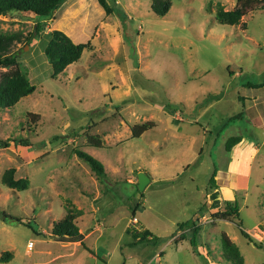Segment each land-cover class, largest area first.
Returning a JSON list of instances; mask_svg holds the SVG:
<instances>
[{
    "label": "rangeland",
    "instance_id": "obj_1",
    "mask_svg": "<svg viewBox=\"0 0 264 264\" xmlns=\"http://www.w3.org/2000/svg\"><path fill=\"white\" fill-rule=\"evenodd\" d=\"M107 1L112 14L98 0H65L47 21L0 15V32L20 36L12 69L36 85L0 109V141L11 140L0 147V264H232L223 257V233L244 264H264V5L252 4L233 26L219 23L216 11L238 0H171L164 16L152 0ZM55 29L90 47L54 78L45 47ZM149 121L150 130L132 136L133 125ZM238 135L242 141L227 151ZM76 148L104 164L105 179ZM12 167L16 178H29L27 189L2 183ZM215 170L222 197L238 196L239 220L226 214L224 200H209ZM141 171L153 179L143 191ZM70 209L83 211L75 220L83 236L52 237ZM13 217L20 222L8 223ZM138 220L158 240L133 243L126 230ZM195 225L197 252L179 237ZM5 251L11 257L3 259Z\"/></svg>",
    "mask_w": 264,
    "mask_h": 264
},
{
    "label": "trees",
    "instance_id": "obj_2",
    "mask_svg": "<svg viewBox=\"0 0 264 264\" xmlns=\"http://www.w3.org/2000/svg\"><path fill=\"white\" fill-rule=\"evenodd\" d=\"M64 1L65 0H0V15H8L13 11H20L23 13H31L35 16H39L43 20L44 18L46 19L52 16L55 10ZM98 2L104 8L107 14H112L114 12L115 9L109 4L107 0H98ZM254 3H262L264 5V0H238L237 5L231 10H226L223 5H219L216 11V19L221 24L233 26L238 25L242 17L246 14L247 10ZM171 5V0H152L151 9L157 15L164 16L169 12ZM119 13L123 15L125 12ZM40 31V27L37 26L36 34H38ZM46 34L47 40H49L45 47V54L52 66V77L54 78L64 73L68 66L78 62L82 58L83 52L90 47V43H75L68 34L59 29L52 30ZM19 41V34L0 32V70L1 68H10V70L7 72L0 73V109L10 108L16 105L23 97L31 94L36 89V85L30 82L28 76L24 72L18 68L12 69L18 64V55L13 50V48L15 43ZM244 114V111H241L231 116L228 118L225 126L237 119H241ZM30 115L35 119L39 118L38 114L30 113ZM153 126V122L150 121L143 124L133 125L132 136L140 137ZM12 141L25 147H31L33 145L27 139H14ZM241 141L242 137L240 135L229 138L225 147L226 150L230 151L233 146L237 145ZM10 142L11 140H6L4 142L1 141L2 146L5 147H10ZM90 143L96 147L102 146L101 141L95 139L94 137H91ZM75 153L80 159L84 160L90 166L99 180L106 178L107 173L102 162L79 148H76ZM15 173L16 169L14 167L5 170L2 176V183L15 190L27 189L30 184L29 178H16ZM216 176L217 170L214 171L212 177L210 178L207 189L208 194L220 188V185L217 183ZM224 203L226 206V214L231 215L233 219L239 220L240 206L238 196L234 193L233 199H224ZM82 214L83 211L81 209H76V214L72 209H70L64 218L53 224L51 236L61 239L78 238L80 235V228L75 220ZM135 217L136 210H133V219ZM238 226L242 235L252 241L251 235L242 228L241 222H238ZM183 227H185V224H182L180 229L183 230ZM199 229L200 227H197L196 225L194 229H191L193 234L192 237H190V243L195 252H197L198 242L196 235ZM126 232L133 236V243L158 240V237L154 235L149 229L143 227L139 220L137 223L132 222V225L127 228ZM187 233L188 232L181 233L179 237L182 240H185L188 238ZM222 249L223 257L226 261L231 262L232 264H244V257L241 254L239 247L225 233L222 234ZM162 254L163 252H161V255ZM11 255L12 253L10 251H5L2 254V258L4 259L5 256L11 257Z\"/></svg>",
    "mask_w": 264,
    "mask_h": 264
},
{
    "label": "crops",
    "instance_id": "obj_3",
    "mask_svg": "<svg viewBox=\"0 0 264 264\" xmlns=\"http://www.w3.org/2000/svg\"><path fill=\"white\" fill-rule=\"evenodd\" d=\"M67 10V9H66ZM58 11V10H57ZM44 21H47L48 19H43ZM71 66V65H70ZM70 66H68L67 68H69ZM67 70V69H66ZM65 70V71H66ZM236 172L237 171H235L234 172V179H235V175H236ZM150 176V175H149ZM150 178H151V181L153 180L152 179V177L150 176ZM218 183V182H217ZM235 184H237L236 183V181L234 180V183H233V185H235ZM233 188H234V190H236L235 189V187L233 186ZM208 195H210V197H209V200H211V197H212V200H211V204H213V205H217V206H221L222 205V202H223V200H224V198L222 197V195H221V188H218V189H216V190H214L212 193H210V194H208ZM210 202V201H209ZM81 216V215H80ZM79 217V216H78ZM206 218H207V215L206 214H204V216H202L201 217V220L199 221V222H201V223H203L205 220H206ZM77 219V218H76ZM77 223V222H76ZM77 225H78V223H77ZM187 231V230H186ZM189 231V230H188ZM187 231V232H188ZM80 232H81V228H80ZM190 233H192V231H191V229H190V231H189V234L187 233V237L188 238H190ZM181 234V233H180ZM187 238V239H188Z\"/></svg>",
    "mask_w": 264,
    "mask_h": 264
},
{
    "label": "water",
    "instance_id": "obj_4",
    "mask_svg": "<svg viewBox=\"0 0 264 264\" xmlns=\"http://www.w3.org/2000/svg\"><path fill=\"white\" fill-rule=\"evenodd\" d=\"M1 146H2V143L0 141V147ZM150 181H151V178L146 172H144V171L139 172V174H138V188H139V190L143 191L145 189L146 185ZM7 221L10 224H17V223L20 222V220L18 218H16V217H13L10 220L8 219ZM79 236L82 237L83 234H80Z\"/></svg>",
    "mask_w": 264,
    "mask_h": 264
}]
</instances>
